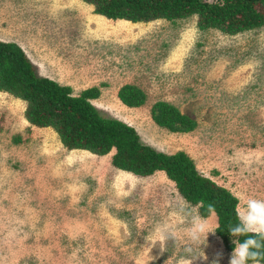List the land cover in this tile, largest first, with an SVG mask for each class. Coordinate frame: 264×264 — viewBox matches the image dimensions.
<instances>
[{
  "label": "rangeland",
  "instance_id": "rangeland-1",
  "mask_svg": "<svg viewBox=\"0 0 264 264\" xmlns=\"http://www.w3.org/2000/svg\"><path fill=\"white\" fill-rule=\"evenodd\" d=\"M0 41L16 43L38 75L73 95L97 87L96 108L157 151H183L237 198L236 210L264 200V27L229 36L200 29L195 16L131 23L94 14L82 0H0ZM125 84L143 91L141 107L118 99ZM157 101L195 128L157 126ZM24 110L0 92V264H177L187 248L204 254L193 264H229L216 216L201 218L163 172L118 170L114 150L68 151L52 129L30 126ZM158 228L169 235L163 253L145 239Z\"/></svg>",
  "mask_w": 264,
  "mask_h": 264
},
{
  "label": "trees",
  "instance_id": "trees-1",
  "mask_svg": "<svg viewBox=\"0 0 264 264\" xmlns=\"http://www.w3.org/2000/svg\"><path fill=\"white\" fill-rule=\"evenodd\" d=\"M82 1L93 7L94 14L113 21L174 22L195 16L200 29H216L229 36L264 27V0ZM0 92L24 102V118L28 124L52 129L68 151L104 156L114 150L111 165L118 170L138 177L163 172L183 201L197 207L201 218L212 213L216 216L214 233L226 251H233L235 240L244 239L233 237L228 231L230 224L237 223V198L201 175L183 151L174 154L157 151L143 143L133 127L106 116L91 102L100 94L97 87L73 95L69 86L38 75L16 43L0 41ZM117 97L128 108L141 107L145 102L143 91L131 84L121 86ZM150 118L171 133L189 132L196 126L193 119L166 101H157L151 106ZM14 141L19 142L20 138L15 137Z\"/></svg>",
  "mask_w": 264,
  "mask_h": 264
},
{
  "label": "clouds",
  "instance_id": "clouds-1",
  "mask_svg": "<svg viewBox=\"0 0 264 264\" xmlns=\"http://www.w3.org/2000/svg\"><path fill=\"white\" fill-rule=\"evenodd\" d=\"M236 220L237 223L228 226V231L231 236L244 237V239L234 241L235 247L229 264H261L264 261V200L248 198L245 206L237 210ZM205 230L201 224L192 234L191 239L194 242L199 241L200 234ZM145 239L153 246L159 243L160 251L163 253L166 251L165 242L169 239V235L166 229L158 228L152 236ZM185 251L189 256L180 258L177 264H193L197 258H204L203 252L200 256H191V248Z\"/></svg>",
  "mask_w": 264,
  "mask_h": 264
}]
</instances>
